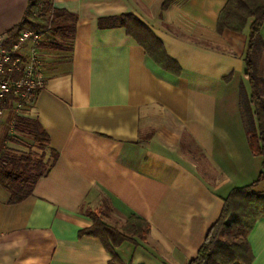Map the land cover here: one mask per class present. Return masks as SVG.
Instances as JSON below:
<instances>
[{"label": "crops", "instance_id": "1", "mask_svg": "<svg viewBox=\"0 0 264 264\" xmlns=\"http://www.w3.org/2000/svg\"><path fill=\"white\" fill-rule=\"evenodd\" d=\"M163 1L53 0L76 18L74 37L36 45L43 88L26 103L7 94L0 119V149L41 154L14 130L15 117L37 121L48 172L18 204L0 185V264H108L110 247L81 234L93 224L88 212L99 210L118 231L131 216L149 225L144 240L111 247L123 264H187L224 200L257 179L262 160L240 108L248 27L217 33L227 0H175L162 9ZM28 2L0 0L7 49ZM123 16L161 43L179 77L148 57L119 25ZM260 35L264 49V24ZM246 239L251 264H264V219Z\"/></svg>", "mask_w": 264, "mask_h": 264}, {"label": "trees", "instance_id": "2", "mask_svg": "<svg viewBox=\"0 0 264 264\" xmlns=\"http://www.w3.org/2000/svg\"><path fill=\"white\" fill-rule=\"evenodd\" d=\"M174 1L164 0L162 9ZM75 21L74 16L55 9L53 0H29L25 17L13 36L18 40L23 31L45 29L44 42L49 36L71 42ZM129 21L133 23L129 24ZM263 24L264 0H227L218 14V34L225 31L239 34L248 27L244 75L249 92L241 87L240 108L251 151L261 158L262 164L253 183L234 189L224 200L219 219L210 227L196 257L187 264H251L253 261L246 236L259 219H264V192L256 190L264 181V97L260 95L258 85L261 63L264 69V49L260 35ZM119 25L127 28V33L137 40L157 66L175 77L180 76V67L165 55L161 43L149 36L147 28L140 21L132 16H123ZM14 130L21 136L31 137L42 153H21L7 147L0 149V185L9 193L10 204H18L30 197L35 185L48 172L44 153L48 148V139L37 121L15 117ZM88 216L93 224L81 234L96 237L110 247L111 259L108 264H123L111 247L116 248L133 238L144 240L149 232L148 223L135 216L129 217L119 231L104 222V215L88 212Z\"/></svg>", "mask_w": 264, "mask_h": 264}, {"label": "built area", "instance_id": "3", "mask_svg": "<svg viewBox=\"0 0 264 264\" xmlns=\"http://www.w3.org/2000/svg\"><path fill=\"white\" fill-rule=\"evenodd\" d=\"M47 30L23 31L17 42L9 49L5 47L7 36L0 34V119L3 116V105L7 94L12 93L21 102L26 103L38 90L43 88L44 75L41 68V56L37 44L45 41ZM30 45L28 54L22 55L24 45ZM17 71L19 78L12 80L5 77Z\"/></svg>", "mask_w": 264, "mask_h": 264}, {"label": "rangeland", "instance_id": "4", "mask_svg": "<svg viewBox=\"0 0 264 264\" xmlns=\"http://www.w3.org/2000/svg\"><path fill=\"white\" fill-rule=\"evenodd\" d=\"M259 67H260V73H259V77H258L259 78V82H258L259 93H260V95L262 97H264V69H263V64L261 63ZM241 78H246V77H244V75H243V76H241ZM240 86L244 87L246 90L247 89L249 90V86H248L247 80H243V83ZM260 190H264V188L263 189L260 188ZM96 214H101L102 215V211L99 210ZM114 229H117V228L115 227Z\"/></svg>", "mask_w": 264, "mask_h": 264}]
</instances>
